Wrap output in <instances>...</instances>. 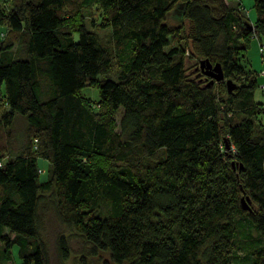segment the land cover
<instances>
[{"label":"trees","instance_id":"1","mask_svg":"<svg viewBox=\"0 0 264 264\" xmlns=\"http://www.w3.org/2000/svg\"><path fill=\"white\" fill-rule=\"evenodd\" d=\"M6 1L0 264H49L47 192L92 252L116 263L264 264V101L248 55L254 37L264 41V0L253 21L241 0H181L188 27L166 21L178 0ZM202 59L224 78L211 82ZM18 115L25 145L7 156ZM58 247L68 258L64 234Z\"/></svg>","mask_w":264,"mask_h":264},{"label":"rangeland","instance_id":"2","mask_svg":"<svg viewBox=\"0 0 264 264\" xmlns=\"http://www.w3.org/2000/svg\"><path fill=\"white\" fill-rule=\"evenodd\" d=\"M234 1V0H228ZM240 3L239 0H235ZM242 5L246 12L248 11L249 16L254 20L256 18V9L254 7V0H241ZM0 5L2 8L7 9L8 2L6 0H0ZM184 3L181 0L176 1L175 6L170 10L167 15L166 21L170 24L181 25L182 24L188 27V20L184 18L183 14ZM91 16L96 21H101V9L98 5H94L92 8ZM88 25L92 28H95L101 35L106 36L108 39H111V27H98L91 24V18L88 20ZM4 30V27H0V31ZM182 43V40L179 41ZM173 45H178V42L174 39H170L169 47ZM260 42L257 37L252 39L248 49V55L251 59V56H259L262 58L260 53ZM264 64V62H262ZM113 66L112 71L108 76H115V69ZM259 86L256 89V98L257 100L264 101V90L260 84L264 83V75L258 76ZM229 90L235 85L233 78H228ZM83 92L93 97L99 96V89L93 88L92 86H85ZM121 112L118 113L117 122L119 124ZM27 126V121L25 117L18 115L12 126L7 128L9 132V155H15L18 152L23 150L25 145V128ZM7 158V157H6ZM5 158V159H6ZM47 160L45 158L39 159V165L42 169L41 179L44 180L48 175V168L45 167L44 163ZM56 201L51 192L44 194V198L40 204L39 216H40V235L45 242L49 253V264H128L127 262L116 263L114 262L109 253L103 250H96V253H93L92 244L86 240V238L75 228L74 225L66 222L56 207ZM246 223V222H245ZM245 227H241V230ZM60 234H64L68 241V246L70 253L68 258L64 259L60 255L58 247V237ZM19 245H14V254L17 260Z\"/></svg>","mask_w":264,"mask_h":264},{"label":"water","instance_id":"3","mask_svg":"<svg viewBox=\"0 0 264 264\" xmlns=\"http://www.w3.org/2000/svg\"><path fill=\"white\" fill-rule=\"evenodd\" d=\"M250 27H252L254 24L250 21ZM202 66L206 65L207 69L206 72L213 75V78L211 79V82L214 80V78L221 79L224 78V71L221 66L220 62H216L214 65L209 59H202L201 60ZM244 207H249L248 204H244Z\"/></svg>","mask_w":264,"mask_h":264},{"label":"crops","instance_id":"4","mask_svg":"<svg viewBox=\"0 0 264 264\" xmlns=\"http://www.w3.org/2000/svg\"><path fill=\"white\" fill-rule=\"evenodd\" d=\"M253 21V20H252ZM260 42V41H259ZM252 43V42H251ZM261 51V50H260ZM261 55H262V58L259 56H251V59H250V64L252 66L253 69L259 71L261 69V67L263 66V60H264V51L260 52ZM250 58V57H249ZM260 75V74H259ZM40 159V158H39ZM45 167L49 168V162L48 160L44 163ZM40 178H41V175H40ZM47 178V177H46ZM44 178V179H46Z\"/></svg>","mask_w":264,"mask_h":264},{"label":"built area","instance_id":"5","mask_svg":"<svg viewBox=\"0 0 264 264\" xmlns=\"http://www.w3.org/2000/svg\"><path fill=\"white\" fill-rule=\"evenodd\" d=\"M260 50L263 52L264 51V41H262V42H260ZM263 62H264V60H263ZM258 73L260 74V75H264V64H263V66L261 67V69L258 71ZM260 86L263 88V90H264V83L263 84H260ZM42 170V169H41Z\"/></svg>","mask_w":264,"mask_h":264}]
</instances>
